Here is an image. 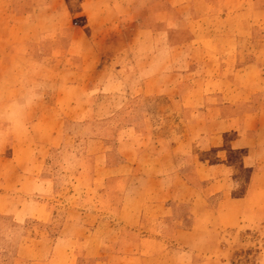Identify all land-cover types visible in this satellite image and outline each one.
<instances>
[{
  "label": "crops",
  "instance_id": "obj_1",
  "mask_svg": "<svg viewBox=\"0 0 264 264\" xmlns=\"http://www.w3.org/2000/svg\"><path fill=\"white\" fill-rule=\"evenodd\" d=\"M49 1L12 12L32 32L11 42L66 46L45 79L54 105L19 98L27 129L0 130V218L38 230L11 264L161 263L154 253L264 217V0ZM46 120L88 133L36 131Z\"/></svg>",
  "mask_w": 264,
  "mask_h": 264
},
{
  "label": "rangeland",
  "instance_id": "obj_2",
  "mask_svg": "<svg viewBox=\"0 0 264 264\" xmlns=\"http://www.w3.org/2000/svg\"><path fill=\"white\" fill-rule=\"evenodd\" d=\"M79 1L75 0L76 8L81 4ZM18 2L19 0H0V35L1 39L4 37V41H0V130L9 126L7 128L12 129L14 133L18 128L22 130L27 129L28 126L22 125L21 122L17 123V115L24 112L23 104L18 105L17 103L19 98L21 101L25 99L44 101L45 104H42L44 108L34 106L33 102L29 104V115H27L31 121L37 117L36 112L39 108L46 110V106L54 105L55 85L49 84L53 82H47L45 79L51 76L47 72L49 68L65 65L64 58H57V54L54 53H59V50H62L61 45L66 46L65 43L60 45L44 43L46 45L44 48L43 43L39 42L35 45H29L27 42L18 45L16 40L11 42V37L16 39L18 33L27 36L32 32L31 27L27 25L17 27L19 20L12 12ZM39 2L41 4L50 3L49 0H39ZM132 34L130 28L126 29L123 38L113 41L112 50L119 52L126 48ZM17 51H19V55L21 52L24 53V56L17 55ZM260 101H264V93L261 95ZM155 103V100L151 102V110L154 112L156 111ZM27 115L24 116L27 117ZM169 125L170 129L173 127L176 129L174 122H169ZM159 126L160 123H158ZM46 127L60 130L71 129L79 134L88 133V128H83L81 123L63 120L56 121L54 124L46 120L42 123V128L38 127L36 131H45ZM74 146H76L75 143ZM9 155L0 152L1 158ZM65 155L64 159H59L56 162L68 164V170L72 171L73 175L75 168L79 165V160L74 155ZM69 180L63 176L58 179L59 182L66 183ZM71 188L75 187L61 184L56 187V192L64 193ZM258 218L255 221L244 219L242 224L237 227L214 228L210 233L200 236L201 241L196 236L192 243L194 246L192 249L178 247L171 249L169 247L154 253L155 257L162 260L161 263L153 262L152 264H264V217ZM33 229L38 231L32 221L18 230L10 218H0V264H11L17 244L20 241H30L29 239L33 238L34 234L30 237L27 236ZM48 252L49 250L45 249L42 251V256Z\"/></svg>",
  "mask_w": 264,
  "mask_h": 264
}]
</instances>
